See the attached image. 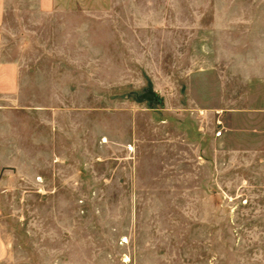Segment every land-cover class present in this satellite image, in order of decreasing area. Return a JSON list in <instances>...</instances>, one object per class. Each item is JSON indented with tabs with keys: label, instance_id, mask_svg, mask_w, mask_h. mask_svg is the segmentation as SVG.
<instances>
[{
	"label": "rangeland",
	"instance_id": "1",
	"mask_svg": "<svg viewBox=\"0 0 264 264\" xmlns=\"http://www.w3.org/2000/svg\"><path fill=\"white\" fill-rule=\"evenodd\" d=\"M14 1L30 3L23 12L41 24L36 37L27 40L31 47L22 57L21 82L0 81V110L9 112L5 127L12 128L0 134V177L39 174L41 108L98 112L107 107L108 96L112 105L123 96L151 99L154 82L168 95H186L192 58H203L201 66H218L223 42L238 48L241 62L243 48L264 42V0ZM237 90L235 120L255 129L238 137L240 149L254 150L251 167L245 159L244 165L226 166L225 158L216 189L206 181L209 170L193 169L186 214L155 215L152 223L144 217L152 229L146 224L130 239L103 232L107 216L96 212L101 200H79L77 219L70 200H60L62 222L78 224L79 245L72 246L70 232L63 233V256L57 261L52 242L46 249L41 241L37 193H0V239L8 246L0 264H264V113L258 111L264 95L256 83L241 81ZM177 98L171 104L179 105ZM154 105L153 100L144 104ZM81 237L96 240L87 246ZM103 237L107 246L97 240Z\"/></svg>",
	"mask_w": 264,
	"mask_h": 264
},
{
	"label": "crops",
	"instance_id": "2",
	"mask_svg": "<svg viewBox=\"0 0 264 264\" xmlns=\"http://www.w3.org/2000/svg\"><path fill=\"white\" fill-rule=\"evenodd\" d=\"M29 5L0 0V81L19 83L23 77L26 65L22 57L31 47L27 40L36 37L41 24L30 11L23 12ZM218 51V66H201L203 58H192L193 66H186V95H168L163 85L154 82V95L148 100L123 96L112 105L108 96L107 107L98 112L39 110V174H4L0 193L13 197L37 193L42 204L41 241L46 249L48 241L52 242L55 261L63 256V233L70 232L71 245H79L78 224L62 222L60 200H70L75 219L80 214L79 200H101L96 212L107 216L101 223L103 232L116 231L119 237L130 239L131 232L146 224L152 229L144 217L152 223L155 215L186 214V190L190 191L186 183L191 182L193 169L209 170L206 181L216 189L222 184L225 158L229 159L226 166L244 165L245 159L246 168L251 167L248 160L254 150L240 149L243 145L238 137L253 135L255 129L235 120L239 113L237 86L241 81L246 86L256 83L264 95V42L243 48L241 62L238 48L222 42ZM3 95L9 96L11 91H3ZM175 98L179 105L171 104ZM150 100L155 104L151 109L144 106ZM258 111L264 113V108ZM8 114L0 110V134L12 129L5 127ZM113 200H117L116 207L111 206ZM81 240L89 246L96 239ZM97 240L108 245L107 238ZM6 244L0 239V262Z\"/></svg>",
	"mask_w": 264,
	"mask_h": 264
},
{
	"label": "built area",
	"instance_id": "3",
	"mask_svg": "<svg viewBox=\"0 0 264 264\" xmlns=\"http://www.w3.org/2000/svg\"><path fill=\"white\" fill-rule=\"evenodd\" d=\"M219 135V134H218Z\"/></svg>",
	"mask_w": 264,
	"mask_h": 264
}]
</instances>
